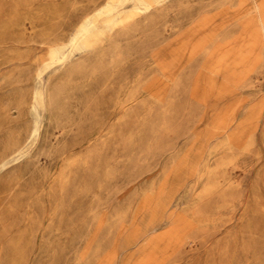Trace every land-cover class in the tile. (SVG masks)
<instances>
[{"label": "rangeland", "instance_id": "1", "mask_svg": "<svg viewBox=\"0 0 264 264\" xmlns=\"http://www.w3.org/2000/svg\"><path fill=\"white\" fill-rule=\"evenodd\" d=\"M0 264H264V0H0Z\"/></svg>", "mask_w": 264, "mask_h": 264}, {"label": "bare ground", "instance_id": "2", "mask_svg": "<svg viewBox=\"0 0 264 264\" xmlns=\"http://www.w3.org/2000/svg\"><path fill=\"white\" fill-rule=\"evenodd\" d=\"M134 11V10H133ZM240 63V62H239ZM246 70H248V69H246Z\"/></svg>", "mask_w": 264, "mask_h": 264}]
</instances>
